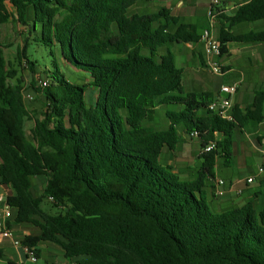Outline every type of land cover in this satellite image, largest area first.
I'll return each mask as SVG.
<instances>
[{"label":"trees","instance_id":"obj_1","mask_svg":"<svg viewBox=\"0 0 264 264\" xmlns=\"http://www.w3.org/2000/svg\"><path fill=\"white\" fill-rule=\"evenodd\" d=\"M156 1L0 0V28L27 25L33 10L34 25L42 27L35 41L50 56L58 48L98 90L88 106L86 86L47 71V88L32 83L45 112L34 118L29 137L24 88L12 81L17 71L0 40V179L13 190L8 206L15 210L7 227H35L39 235L25 237L24 248L39 257L40 244L52 243L73 264H264V205L217 214L205 194L218 162L230 166L234 160L236 131L264 122V90L254 93L246 110L234 105L231 121L209 110L213 93H186L184 69L169 47L200 43L201 28L181 23L167 8L131 13L139 3ZM218 18L220 57L231 44L264 43V31L234 32L264 21V0ZM28 46L18 47L17 57L37 75ZM168 105L179 110L166 113V130L145 126ZM181 127L197 134L201 149V167L189 181L161 163L165 149L176 150ZM46 200L64 211L47 212Z\"/></svg>","mask_w":264,"mask_h":264},{"label":"crops","instance_id":"obj_2","mask_svg":"<svg viewBox=\"0 0 264 264\" xmlns=\"http://www.w3.org/2000/svg\"><path fill=\"white\" fill-rule=\"evenodd\" d=\"M220 1L221 5L219 8L214 7V10L217 11V16L213 19L209 17L213 7L210 0H157L156 2L160 3L161 8L170 9L172 15L178 17L181 23L199 25L201 28V35L204 31L211 30L213 36L217 39L219 34L217 35L216 29L218 28V30H220L223 25L218 16H233L238 5L249 2L250 0ZM137 5L133 8L132 13L135 11ZM245 25L246 24H243L235 28L241 29V27H245V29H247L246 32L264 31V21L250 24V27ZM184 45L186 47V52L191 55V61H193L195 57L196 69L198 71L197 75L191 76L193 77V80L198 79L196 81H200L201 77L199 76V72L203 70L202 68L205 69L207 67L210 69L209 63L212 61L219 63L222 67L226 68L225 70H227L224 76L225 83L223 85L238 84L240 89L242 85L247 84L253 89L252 91L254 93L264 90L259 89L264 88V74L261 73L262 71L264 72V43L253 45L231 44L228 46L229 53L217 59L207 57L205 46L202 41L197 44L187 43ZM177 49L182 51V45L176 48L175 52ZM174 56L177 59L176 53ZM226 56H237L236 58L238 62H245L247 57L246 63L241 66L238 65V68L241 67L242 71L240 75L236 76L233 74L238 68L236 69L230 61L222 62ZM192 73L195 72L192 71ZM188 77H190V74H188ZM237 97L238 95L234 98V105H239L242 110H246L253 101V98ZM241 133L247 135L248 142L239 140V143L242 145L240 149L244 151L246 146L245 143H248L249 147L255 150L257 154H262L264 156V122L260 124H250ZM177 136L178 146L176 150L171 151L165 149L161 157V163H163L165 167L172 168L173 172L178 175L182 181H189L196 177L202 164V161L200 160L201 163L199 165V155L201 153L200 143L197 139L191 137L184 128H179L177 130ZM194 145L197 146V149ZM194 159H197L198 162L194 163ZM242 162L245 167L247 162L243 159ZM192 164L197 167H191ZM233 166L234 160L230 166H224L223 161H219L215 177L207 181L205 194L210 207L213 206L214 211L217 214H222L235 208H242L248 203H253L256 209L260 210L264 205V174L258 177L253 184H247V179L251 176L257 175L259 168L262 166L258 169L251 170V175L246 180H236L233 178ZM219 179L226 182V187L224 188V196L218 198L215 196L214 192L216 189V182ZM12 195V188L2 185L0 179V223L4 220L5 210L8 208V198ZM11 213V218L6 220L7 225L13 221L15 210L12 209ZM9 230L12 233V238H5L2 234L3 231L0 229V264H33L28 251L22 245V241L28 236H38V229L31 225H13ZM15 241L20 242L21 246L16 245ZM39 250H41V254L38 257L36 264H73L65 257L63 250L57 245L52 243H41Z\"/></svg>","mask_w":264,"mask_h":264},{"label":"rangeland","instance_id":"obj_3","mask_svg":"<svg viewBox=\"0 0 264 264\" xmlns=\"http://www.w3.org/2000/svg\"><path fill=\"white\" fill-rule=\"evenodd\" d=\"M11 8L13 12L16 13L15 9L13 7ZM160 8L161 5L160 3L157 2L139 3L135 11H133V13H138L141 15H150L159 11ZM62 18L63 16L61 14L57 17L58 20H61ZM34 20L35 19H34L33 10H30L27 17V25H22L18 22H11L6 25H3L0 28V40L6 46H8V48L6 49L7 60L13 65L14 69L17 71V78L13 79L12 81L14 83L21 81L22 86L24 88L25 103L28 110L31 113V117L33 118V119L31 118L26 123V130L29 137L31 135L30 131L35 124L34 118L41 117V114L45 112L44 101L40 99L41 97H39L37 92L32 88V83L34 82L38 86L40 81L42 82L47 81L48 80V76L46 74L47 71L50 70L54 74H56V70H59V72L63 74L66 77V79L71 83L80 86H86L85 100L88 106H93L96 103L98 96V90L89 84L91 78L86 72L76 69L72 65L67 64L64 61L61 51L58 48L56 47L52 48L54 52V56H50L49 55L50 49L46 48L42 43H38L35 41L40 39L42 33V27L40 24L34 25ZM245 26L250 27V24H246ZM216 30L218 35L220 30H218V28ZM246 30L247 29H245V27H241V29L235 28V33L237 34L244 33L246 32ZM256 32H260V31H256ZM26 44H29L26 50V55L31 61L36 63L35 69L37 70V73L39 75L38 74L36 75V72H32L29 69L26 60L23 61L22 65L19 62V59L17 57V48L24 47L26 46ZM245 45H253V44H245ZM178 47L179 46L170 45L169 48L174 54L176 53L177 66L184 69L185 92L186 93L209 92V93H213L215 97H218L219 93L221 92V88L225 86L223 84L225 83L224 76L227 70H225V72L222 73V75H218L216 73H213L212 70L207 67L205 69L202 68L203 70L199 72V76L201 77L200 81L197 82L196 80L198 79L193 80V77H191L197 75V71H198L196 69L197 66L195 64V57L194 60L191 61L192 60L191 55H189L186 52L185 45H182V49H181L182 51H180V49H177L175 52V49ZM219 57L220 56H215L214 58L217 59ZM236 57L226 56L224 57L222 62L230 61L231 64L234 65L235 68L237 69L238 65L241 66L247 61V57H246L245 62L244 61L238 62ZM192 71H194L195 73H192ZM241 72L242 71L240 67L235 72H233V74L238 76L241 74ZM261 73L264 74L263 71ZM188 74H190V77H188ZM259 89H264V88H259ZM252 90L253 89L250 86L244 84L239 89L238 92L239 94L237 95L239 98H254V92ZM178 110L179 107L176 105L159 107L156 110L155 119L151 123L147 122L145 126L153 127L156 130L164 131L168 128L169 125V121L166 117V113L169 111L176 112ZM234 140H235L234 166L232 167L233 178L236 180L238 179L246 180L251 175V170L258 169L260 166L264 165V156L262 154H257L255 150L249 147L248 143H245L246 146L244 151L240 149L242 145L239 143V140H242L243 142H248V138L245 133L243 134L239 130H237L234 136ZM242 159L247 162L246 163L247 165L245 167L243 165L244 163L242 162ZM194 161H195L194 163L198 162L197 159H194ZM200 163L201 161L199 160V165ZM194 166L195 165L192 164L191 167ZM44 182H42L41 180L37 181V194L40 196L42 195L43 192ZM51 202L52 201L46 200L43 205V208L47 212L53 215L55 214L57 215L64 211L62 206H57L56 204H53ZM211 209L212 211H214L213 206H211Z\"/></svg>","mask_w":264,"mask_h":264},{"label":"built area","instance_id":"obj_4","mask_svg":"<svg viewBox=\"0 0 264 264\" xmlns=\"http://www.w3.org/2000/svg\"><path fill=\"white\" fill-rule=\"evenodd\" d=\"M213 7L211 9V12L209 14L210 18H215L217 16V11L214 10V7H218L221 5L220 0H210ZM202 43L205 46V52L208 58H214L215 56H220L221 55V44L219 41L213 36L211 30H206L202 34L201 38ZM210 69L212 70L213 73H216L218 75H222L224 73V68L217 62H212L210 61L209 63ZM39 86L42 88H47L49 86L48 81H40ZM239 90V85L238 84H233V85H226L221 88V92L219 97L213 101L210 106L209 110L211 112H214L215 114H218L220 117L223 119L232 120V111L234 108V98L237 96ZM196 133H192L191 137L197 138ZM214 146H209L208 148L205 149V152H210ZM1 164V161H0ZM262 174H264V166L260 167L258 170V174L255 176H251L250 178L247 179V184H253L258 177H260ZM226 187V182L222 179L217 180L216 182V189H215V196L216 197H222L225 194L224 188ZM12 208L8 206V208L5 210V217L4 220L0 223V229L3 231V236L5 238H12V233L10 232L9 228L7 227V219L11 218L12 216ZM16 245L21 246V243L18 241H15ZM28 251V249H26ZM30 259L33 264H36L38 261V257L34 254L29 252Z\"/></svg>","mask_w":264,"mask_h":264}]
</instances>
